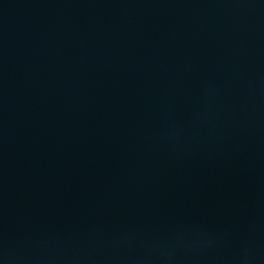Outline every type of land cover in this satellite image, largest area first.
Here are the masks:
<instances>
[{
	"label": "water",
	"instance_id": "95a60500",
	"mask_svg": "<svg viewBox=\"0 0 264 264\" xmlns=\"http://www.w3.org/2000/svg\"><path fill=\"white\" fill-rule=\"evenodd\" d=\"M0 264H264V0H0Z\"/></svg>",
	"mask_w": 264,
	"mask_h": 264
}]
</instances>
